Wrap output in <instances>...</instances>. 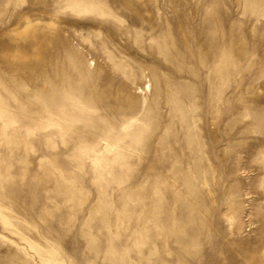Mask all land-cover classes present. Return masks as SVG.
Wrapping results in <instances>:
<instances>
[{
  "label": "rangeland",
  "instance_id": "obj_1",
  "mask_svg": "<svg viewBox=\"0 0 264 264\" xmlns=\"http://www.w3.org/2000/svg\"><path fill=\"white\" fill-rule=\"evenodd\" d=\"M0 264H264V0H0Z\"/></svg>",
  "mask_w": 264,
  "mask_h": 264
}]
</instances>
